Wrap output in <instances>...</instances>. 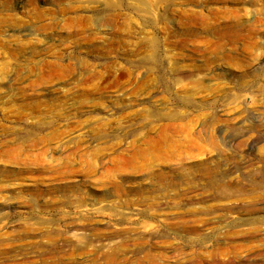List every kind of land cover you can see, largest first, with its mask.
Segmentation results:
<instances>
[{"label":"rangeland","instance_id":"374dc122","mask_svg":"<svg viewBox=\"0 0 264 264\" xmlns=\"http://www.w3.org/2000/svg\"><path fill=\"white\" fill-rule=\"evenodd\" d=\"M0 264H264V0H0Z\"/></svg>","mask_w":264,"mask_h":264}]
</instances>
